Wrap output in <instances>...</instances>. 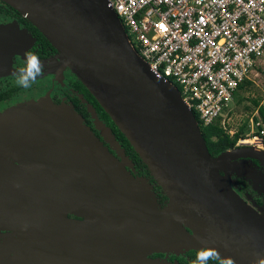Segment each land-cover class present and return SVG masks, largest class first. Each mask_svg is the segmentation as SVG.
Returning <instances> with one entry per match:
<instances>
[{"label":"water","instance_id":"95a60500","mask_svg":"<svg viewBox=\"0 0 264 264\" xmlns=\"http://www.w3.org/2000/svg\"><path fill=\"white\" fill-rule=\"evenodd\" d=\"M1 1L56 48L169 201L151 205L136 186L141 180L150 188L146 180L127 171L71 107L50 99L22 104L0 114V156L10 151L29 164L11 166L0 157V238L14 239L0 243V264H169L145 258L152 251L198 249L167 241L173 227L185 240L191 234L206 239L235 264H260L264 217L235 191L231 175L256 180L252 167L234 161L255 159L264 170V150L240 146L211 156L179 88L155 77L106 0ZM8 33L0 27V57L13 54ZM37 178L63 194L64 209L81 219L29 210L23 195L11 197L41 191Z\"/></svg>","mask_w":264,"mask_h":264},{"label":"built area","instance_id":"2783aa9c","mask_svg":"<svg viewBox=\"0 0 264 264\" xmlns=\"http://www.w3.org/2000/svg\"><path fill=\"white\" fill-rule=\"evenodd\" d=\"M106 5L149 69L179 88L200 123L220 117L225 129L229 103L264 62V0H106ZM261 111L264 98L250 119L252 137L236 145L255 143L264 150Z\"/></svg>","mask_w":264,"mask_h":264},{"label":"flooded vegetation","instance_id":"af4514ba","mask_svg":"<svg viewBox=\"0 0 264 264\" xmlns=\"http://www.w3.org/2000/svg\"><path fill=\"white\" fill-rule=\"evenodd\" d=\"M0 20L1 22L7 23L9 25L12 23L16 24L11 25V31L8 33V35H10L8 37V42L13 50V54L11 55L13 58L12 68L17 71L24 65L25 54L27 51L34 52L36 55H38L44 65L43 73L37 79L36 83H34L29 89H23L16 85V73H8L6 75L0 76V114L22 104L37 102L42 99H50L52 103L57 105L66 104L81 116L82 122L94 133V135L102 142V144L123 163L126 170H128L134 177L146 180V182L150 185L154 199L158 203L159 207H164L169 200L166 195L163 194L154 178L150 175L147 167L140 163L132 155V153L126 149L124 143L121 141V139H119L117 134L113 135L114 132L112 127H110L103 119H101L97 112H95L97 117L110 130V137H113L117 144H115V146L112 145L108 141L109 136L104 135L96 128L95 118L91 111H96L95 104L90 94L85 92L86 87L81 86L79 78L69 69V67L64 65L61 66L56 61V54H58L56 48L53 47L45 37L42 39V37H40V35H38V33L33 29L35 26L27 18L19 14V12H17L14 8H5L0 6ZM54 59L56 60L54 61ZM54 68L57 72L63 73V78L61 81H59L57 75L46 74L47 70ZM240 146L247 145H235L234 147ZM234 147L227 148L226 150L232 149ZM0 157L7 165L29 166V164L26 163L22 157L10 151L3 150ZM238 159L239 158H237V160ZM55 162L58 163L57 161ZM60 162L64 163L62 160H60ZM252 162L256 165L259 164V162L255 159H252ZM82 163L87 164L88 160L82 159ZM42 179H36V183H41L43 186L41 187V191H33L30 188L26 191H18L15 193L11 192V197L15 199L19 195H23L26 199V204L29 206V210L36 209V211H46L47 213L48 211H59L63 212L68 218L81 219L79 215L64 209L63 194L60 192L59 194L58 191L54 190L46 180L42 181ZM236 184H239V190H242L243 194L245 193L246 187L247 189L251 190L250 184H248L242 178L237 179L236 183L234 184L237 188L238 186ZM234 185H232L233 188ZM245 194L247 195V192ZM42 197L47 198L48 201H42L40 203L39 199ZM242 198L251 205V201L244 197ZM255 202L264 207V204L262 203L264 202L263 199L256 198ZM197 250L198 249H188L179 250L177 252L171 250L152 251L148 253L146 257L153 260L161 259L162 262L169 264H192Z\"/></svg>","mask_w":264,"mask_h":264},{"label":"rangeland","instance_id":"374dc122","mask_svg":"<svg viewBox=\"0 0 264 264\" xmlns=\"http://www.w3.org/2000/svg\"><path fill=\"white\" fill-rule=\"evenodd\" d=\"M0 6H3L5 8L11 7L10 5L6 4L5 2L1 0H0ZM11 25H16V24L12 23ZM11 25L7 23H3L0 20V27H3V26L7 27L8 31H11ZM2 46H4V44ZM56 58L57 60L54 59V61L56 60L61 66L63 65L66 66L64 61L60 57L59 53L56 54ZM12 64H13L12 56L0 57V69H1L0 76L6 75L8 73H16L17 71H15L12 68ZM257 71L258 73H256L253 76V81L247 82L242 88H240L239 91L236 93V95L233 97V99L228 105L229 112L225 118V130L229 134H233L237 132L240 128H242L243 131H242L241 138H251L252 137V133H251L252 128H251L250 119L253 117L254 111L258 108V106L260 105V102L264 98V62L261 63L260 68L257 69ZM46 74L57 75L59 78V81H61L63 78V73L57 72L55 68L47 70ZM245 145L252 146L255 149H259L255 143L245 144ZM259 150H263V149L260 148ZM118 161L121 164H123L119 159ZM234 162L236 165L240 166L242 169L246 168L247 166H250L255 171L256 180L254 179V177L250 179L249 178L245 179L246 177H238L237 175L232 174L231 175V185H234L237 179L239 178L244 179L248 184H250L251 190L247 189V187L245 189V193L247 192V195L245 193L243 194L242 190H239V184L238 185L236 184L238 186L237 187L238 190L235 185H234V189L236 188L235 190L237 191L238 194H240L242 197L251 201V205L255 207V209L264 217V207L255 202L256 198H260L264 200V170H263V167L260 164L258 165L254 164L252 160H249L247 158H239L238 160L236 159ZM143 182L144 181L140 180L139 184L136 183V186L140 190H143L144 194L146 193L148 194L151 205H154V206L157 205V202L154 199L153 194L150 192L149 186L145 182L144 183ZM262 203L264 204V202ZM127 205H129L131 208L134 207V205L131 206L130 202L128 201H127ZM13 240L14 239L2 237L0 238V243H7ZM152 260L153 259H148L147 257L145 258L146 263ZM155 260L161 261V259H155ZM133 263L135 262L130 261L128 264H133Z\"/></svg>","mask_w":264,"mask_h":264},{"label":"trees","instance_id":"16d2710c","mask_svg":"<svg viewBox=\"0 0 264 264\" xmlns=\"http://www.w3.org/2000/svg\"><path fill=\"white\" fill-rule=\"evenodd\" d=\"M33 29L38 33V35H40V37H42V39H44V36H42L43 34L38 31L35 27H33ZM81 82V81H80ZM247 82H249L248 80H245L240 87L238 88V91L240 88H242ZM81 86L85 87L83 85V83L81 82ZM237 91V92H238ZM85 92L87 94H90L94 104H95V112L98 113V115L100 116L101 119H103L110 127H112L111 132L114 134H117L119 139H121V141L124 143V146L126 147V149L128 151H130L132 153V155L143 165H145L143 163V161L140 159V157L138 156V154L134 151L133 147L130 145L129 141L126 139V137L123 135V133H121V131L117 128V126L114 124V122L111 120V118L109 117V115L104 111V109L100 106V104L98 103V101L95 99V97L88 91V89H85ZM236 92V93H237ZM235 93V95H236ZM234 95V96H235ZM194 114L196 115L197 120L199 121V127L201 130V134L202 137L205 140L206 146L208 148V151L210 153L211 156H216L218 154H220L222 151L226 150L227 148H231L234 147L238 141L239 138L242 137V128H240L237 132L233 133V134H229L219 123L220 121V117L212 124L209 125H202L200 123V120L198 118V114L193 111ZM262 115L264 116V112L261 111ZM146 166V165H145ZM147 167V166H146ZM148 169V168H147ZM149 171V170H148ZM150 173V172H149ZM151 175V174H150ZM152 176V175H151ZM153 177V176H152ZM156 182V181H155ZM159 186V185H158ZM160 187V186H159ZM161 189V188H160ZM162 191V190H161ZM164 194V193H163ZM165 195V194H164Z\"/></svg>","mask_w":264,"mask_h":264},{"label":"clouds","instance_id":"9594fccd","mask_svg":"<svg viewBox=\"0 0 264 264\" xmlns=\"http://www.w3.org/2000/svg\"><path fill=\"white\" fill-rule=\"evenodd\" d=\"M44 71V65L39 56L34 52L27 51L25 54L24 65L20 67L15 75V83L23 89H29L36 83L37 79ZM200 247L196 252L192 264H235V260L230 256H222L220 251L201 238ZM264 264V260L260 261Z\"/></svg>","mask_w":264,"mask_h":264},{"label":"bare ground","instance_id":"6f19581e","mask_svg":"<svg viewBox=\"0 0 264 264\" xmlns=\"http://www.w3.org/2000/svg\"><path fill=\"white\" fill-rule=\"evenodd\" d=\"M155 75V74H154ZM155 77L156 78H158L159 80H161L165 85H167V86H170L169 84H168V82H167V80H165L164 78H162V77H160V76H158V75H155ZM246 142H248V141H246ZM178 228V227H177ZM176 228V229H177ZM166 239H168L167 241H171V240H173V238H175L174 240L175 241H173V242H175L176 244H174V245H177V244H179V243H181V244H186V245H188V246H194V247H197V248H199L201 245H200V238H198L197 237V235L196 234H191V235H189L186 239L187 240H185V235H182L180 232H179V229H177V230H175V227H173V228H171V232L165 237ZM178 238H180V239H178ZM153 240H156V239H159V235H156V236H153V238H152ZM172 242V241H171ZM170 242V243H171ZM172 242V243H173ZM171 243V244H172ZM169 244V243H168ZM177 249H183V248H177ZM165 251V250H164Z\"/></svg>","mask_w":264,"mask_h":264}]
</instances>
